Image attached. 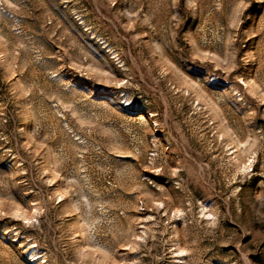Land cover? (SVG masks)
<instances>
[{
    "label": "rangeland",
    "instance_id": "1",
    "mask_svg": "<svg viewBox=\"0 0 264 264\" xmlns=\"http://www.w3.org/2000/svg\"><path fill=\"white\" fill-rule=\"evenodd\" d=\"M0 264H264V0H0Z\"/></svg>",
    "mask_w": 264,
    "mask_h": 264
}]
</instances>
